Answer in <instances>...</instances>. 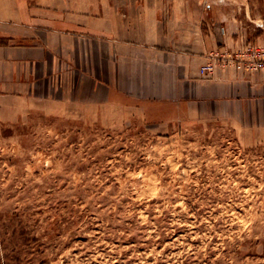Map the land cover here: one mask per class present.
I'll return each mask as SVG.
<instances>
[{
    "label": "rangeland",
    "instance_id": "rangeland-1",
    "mask_svg": "<svg viewBox=\"0 0 264 264\" xmlns=\"http://www.w3.org/2000/svg\"><path fill=\"white\" fill-rule=\"evenodd\" d=\"M0 1L2 26L36 0ZM188 2L242 37L210 52L264 46V0ZM98 119L0 98V264H264V139Z\"/></svg>",
    "mask_w": 264,
    "mask_h": 264
},
{
    "label": "crops",
    "instance_id": "crops-1",
    "mask_svg": "<svg viewBox=\"0 0 264 264\" xmlns=\"http://www.w3.org/2000/svg\"><path fill=\"white\" fill-rule=\"evenodd\" d=\"M167 5L36 0L30 16L12 13L0 26V98L46 102L67 117L87 113L102 124L205 117L262 141L264 72L219 71L213 79L199 73L210 51L237 46L242 37L204 22L198 4ZM255 41L264 44V37Z\"/></svg>",
    "mask_w": 264,
    "mask_h": 264
},
{
    "label": "built area",
    "instance_id": "built-area-1",
    "mask_svg": "<svg viewBox=\"0 0 264 264\" xmlns=\"http://www.w3.org/2000/svg\"><path fill=\"white\" fill-rule=\"evenodd\" d=\"M217 71L224 74L233 71L239 75L264 72V46L253 47L249 52L248 48L242 51L219 48L210 52L207 61L200 67V76L213 79Z\"/></svg>",
    "mask_w": 264,
    "mask_h": 264
}]
</instances>
